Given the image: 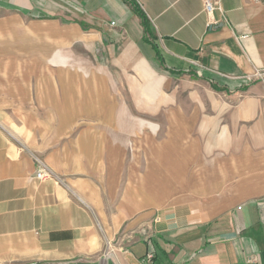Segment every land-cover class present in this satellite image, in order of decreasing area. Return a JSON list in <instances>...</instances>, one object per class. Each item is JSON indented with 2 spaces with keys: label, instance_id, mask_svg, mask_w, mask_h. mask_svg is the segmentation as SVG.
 Instances as JSON below:
<instances>
[{
  "label": "crops",
  "instance_id": "crops-1",
  "mask_svg": "<svg viewBox=\"0 0 264 264\" xmlns=\"http://www.w3.org/2000/svg\"><path fill=\"white\" fill-rule=\"evenodd\" d=\"M133 1L150 33L130 0H0V12L68 29L91 54L75 77L90 97L124 95L125 82L139 105L166 94L168 152L182 155L163 175L150 158L147 175L182 178L186 195L127 210L112 200L116 140L34 148L0 125V264H146L148 250L151 264H264V0H210V13L204 0ZM40 152L59 180L34 178Z\"/></svg>",
  "mask_w": 264,
  "mask_h": 264
},
{
  "label": "rangeland",
  "instance_id": "rangeland-1",
  "mask_svg": "<svg viewBox=\"0 0 264 264\" xmlns=\"http://www.w3.org/2000/svg\"><path fill=\"white\" fill-rule=\"evenodd\" d=\"M62 26L54 21L0 12V125L11 134L24 138L34 148L38 143L40 147L50 149L53 140L59 137L91 136L116 140L120 175L112 200L123 203L126 208L140 204L141 209H159L186 195L181 191L182 178L162 176L166 157L182 155L168 152L173 146L167 141L171 129L164 118L168 103L166 94L141 97L153 107L157 106L156 113L145 112L142 107L146 103L139 105L138 98L127 95L131 92L132 82L124 83V95L115 96L108 91L109 96H105L106 91L99 90L98 98L88 96L91 90L80 88L87 82L77 81L75 77L82 78L87 67L85 57H91V54L83 48L78 49L76 44L71 46L70 31ZM139 83L145 86L144 82ZM172 86L180 88V81L167 83L164 89ZM69 96L81 100L73 105L74 111L67 110ZM92 100H98L100 109L101 106L106 109L88 111L92 108ZM59 108L61 111H57ZM36 156L46 163L42 152ZM150 158L158 165L161 176L147 175ZM115 164L116 161L114 168Z\"/></svg>",
  "mask_w": 264,
  "mask_h": 264
},
{
  "label": "built area",
  "instance_id": "built-area-1",
  "mask_svg": "<svg viewBox=\"0 0 264 264\" xmlns=\"http://www.w3.org/2000/svg\"><path fill=\"white\" fill-rule=\"evenodd\" d=\"M218 5L217 2H211L210 0H204V9L207 13H210L211 10ZM209 24H211L209 22ZM111 25H114V22H111ZM34 178L37 180H46V179H60L48 166L47 164L35 156V169H34ZM154 259V252L148 250L142 258V262L146 264H151Z\"/></svg>",
  "mask_w": 264,
  "mask_h": 264
},
{
  "label": "trees",
  "instance_id": "trees-1",
  "mask_svg": "<svg viewBox=\"0 0 264 264\" xmlns=\"http://www.w3.org/2000/svg\"><path fill=\"white\" fill-rule=\"evenodd\" d=\"M130 3H131V6H132L134 12L141 19V23H142V26L144 28V32L145 33H150V28H149L148 20H147L146 16L141 11H139L138 7L136 6V4H135V2L133 0H130Z\"/></svg>",
  "mask_w": 264,
  "mask_h": 264
}]
</instances>
